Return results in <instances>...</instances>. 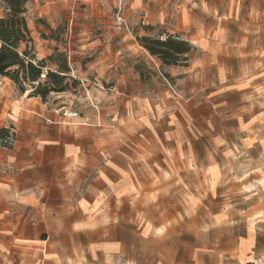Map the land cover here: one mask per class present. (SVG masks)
<instances>
[{
    "label": "crops",
    "instance_id": "obj_1",
    "mask_svg": "<svg viewBox=\"0 0 264 264\" xmlns=\"http://www.w3.org/2000/svg\"><path fill=\"white\" fill-rule=\"evenodd\" d=\"M64 5L90 107L0 75V264H264V0Z\"/></svg>",
    "mask_w": 264,
    "mask_h": 264
},
{
    "label": "trees",
    "instance_id": "obj_2",
    "mask_svg": "<svg viewBox=\"0 0 264 264\" xmlns=\"http://www.w3.org/2000/svg\"><path fill=\"white\" fill-rule=\"evenodd\" d=\"M27 1L0 0V75L9 78L19 92H24L27 84L31 87L29 94L44 99L51 91L65 90L62 82L68 76L69 67L64 55L57 53L60 56L55 63L57 68L43 71L45 59L37 60L31 53L29 44L32 39L25 18ZM140 41L150 54L157 56L164 64L184 62L185 54L191 49V45L177 35H167L164 39L142 36ZM42 75L48 80L52 79L51 85L41 82ZM5 134V128H0V137Z\"/></svg>",
    "mask_w": 264,
    "mask_h": 264
},
{
    "label": "rangeland",
    "instance_id": "obj_3",
    "mask_svg": "<svg viewBox=\"0 0 264 264\" xmlns=\"http://www.w3.org/2000/svg\"><path fill=\"white\" fill-rule=\"evenodd\" d=\"M65 3H68V0H28L25 4V18L32 39L31 44H29L31 45V53L37 60L45 59L43 71L57 68L55 63L60 57L57 56V53L66 58L64 48L69 46L70 35L75 33V27L70 24V10L64 5ZM49 56L52 58L49 59ZM66 63L68 64L67 58ZM51 81L52 79L48 80L41 76L42 83L51 85ZM62 85L65 86V90L51 91L45 98L57 101L58 94H60V99L73 108L84 110L90 107L87 105V95L80 80L68 74ZM25 87L27 90L31 89L27 84ZM91 106L95 108L94 105Z\"/></svg>",
    "mask_w": 264,
    "mask_h": 264
},
{
    "label": "built area",
    "instance_id": "obj_4",
    "mask_svg": "<svg viewBox=\"0 0 264 264\" xmlns=\"http://www.w3.org/2000/svg\"><path fill=\"white\" fill-rule=\"evenodd\" d=\"M119 6L120 5H118V8H117L118 11L120 9ZM116 27L118 29L129 30L126 22L124 21V19L119 14L116 16ZM69 114L70 115H76L77 112H69ZM4 128L6 130V134L4 137H0V145L5 146V147H9L15 141V138H16L15 129H14L13 125H11V124L5 126Z\"/></svg>",
    "mask_w": 264,
    "mask_h": 264
},
{
    "label": "water",
    "instance_id": "obj_5",
    "mask_svg": "<svg viewBox=\"0 0 264 264\" xmlns=\"http://www.w3.org/2000/svg\"><path fill=\"white\" fill-rule=\"evenodd\" d=\"M42 76H44V75H42Z\"/></svg>",
    "mask_w": 264,
    "mask_h": 264
}]
</instances>
